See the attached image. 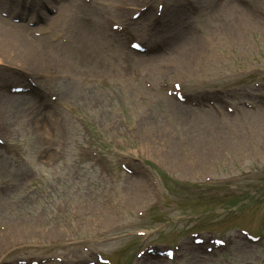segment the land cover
<instances>
[{
  "label": "rangeland",
  "instance_id": "374dc122",
  "mask_svg": "<svg viewBox=\"0 0 264 264\" xmlns=\"http://www.w3.org/2000/svg\"><path fill=\"white\" fill-rule=\"evenodd\" d=\"M101 1V6L96 9L98 14L111 11L115 1L122 2ZM199 1L209 3L211 0ZM223 1L216 6L218 20H212L213 23L208 26L204 20L200 22L204 28L203 35L197 38L185 36L171 48L172 51L170 49L156 59L112 56L109 48L103 46L99 49L97 42L90 40L86 45L90 60H79L81 53H73L78 45L76 38L60 50L48 48L50 56L43 58V67L27 63L26 59L21 60L12 52L0 55V60H3L0 62L24 67L28 72L35 69L36 73L43 71L47 74L54 70V74L50 72L42 83L46 87L44 93L57 91V100L51 107H45L32 98L30 102L21 98H0V119H4L0 120V133L9 137L11 142L23 145L19 147L23 148L20 156L9 155L0 159V225L5 224L7 229H12L1 237L0 248L18 245L17 252L12 251L10 255L58 253L73 262L89 257L82 245L112 249L116 243L124 245L125 240L128 244L131 239L129 231L143 226L159 227L160 235L173 241L191 229L213 228L217 233L226 235L232 232L234 226L242 225L255 232L264 231V111L249 112L228 120L214 113L183 110L158 99L160 93H154L142 79L146 77L157 83L163 78L175 76L187 81V90L227 85L239 88L243 83V91L257 74H264V14H260V11H264V0H252L254 12L230 0L232 5L228 14L221 13L224 10ZM129 2L136 6L143 3L142 0ZM15 3L16 0L14 4H4L5 9L20 10L30 16L36 11L37 6L26 7ZM175 4L167 7L168 19L175 15L176 7L186 8L180 1ZM69 6L63 23L60 22V26L54 28L49 36L71 33L63 29L69 22L77 26L74 23L79 14L94 15L90 6L85 7L76 0ZM50 7L54 8L50 4L43 13H48V10L51 13ZM186 20L183 18L175 28L167 23L166 27L162 24L148 29L152 26H147L145 21L134 26L147 39H161L169 38L166 33L179 32ZM223 24L226 30L207 47L203 40L205 34L221 29ZM49 36H46L45 42ZM190 43L192 51L187 48ZM184 49L182 63L176 62L174 56L182 54ZM91 57L97 61L90 63ZM89 70L107 74L84 77L83 72ZM134 70H144V77L136 78V73L131 72ZM65 72L70 73L71 78H65ZM4 75L8 80L25 79L10 70ZM202 76H205L208 84L199 82ZM44 97H40L41 101ZM47 111L51 113L46 115ZM177 113L184 115L177 119ZM83 114H86L85 121ZM50 115V119L46 118ZM190 117L193 120L189 127L182 128V123ZM205 117L213 120L210 124L207 122L206 126L203 124ZM138 124L137 130L135 126ZM205 129L211 134L206 144L218 138L224 143L220 151L223 162H218L222 168L216 167L212 161L209 162L210 167L205 161L199 168L207 167L204 169L208 170L212 167V171L207 172H213L215 176H229L231 180L216 183L209 190H189L175 186L161 176L164 203L160 206L154 204L144 183L146 173L143 166L153 165L155 162L150 160L156 156H163L155 160L165 164L166 170L174 171L176 166L184 165L182 162L168 161V157H173L172 153H161L155 145L159 140L167 141L166 151H170L171 147L178 157L185 155L181 147H187L186 154L191 156L199 153L202 141H198L206 133L203 131ZM153 132L157 133L153 135ZM140 133L143 136L140 135L139 139L133 138V135ZM150 134L153 135L152 139H144V135ZM112 139L118 140V144H110ZM91 140L100 149L111 146L112 164L116 163L114 158L120 148L143 147V153L138 154L139 159L136 160L142 172L136 176L116 168L115 171H107L103 161L94 160L92 155L83 156L82 149ZM142 142L154 146H144ZM130 162L133 163L131 156ZM191 163L193 166L196 162ZM199 168L197 173L181 170L179 175L186 173L188 176L184 177L196 178L205 184ZM246 170L252 172L247 175ZM122 195L127 199L119 201L116 210L111 208L110 201ZM149 202V217H137L136 210L147 207ZM72 211L78 213L79 218H74ZM168 222L172 225L165 229ZM114 235H118L117 238L111 237ZM161 236L157 240L163 241ZM50 239L53 241L48 244ZM79 239H83L84 243L71 244L72 240ZM236 243L224 256L204 260L194 251H189L177 264H219L221 260L224 264H264V246L249 244L241 239ZM135 245L134 242L132 249ZM128 256V253H124L120 257L125 259ZM139 264L166 263L142 261Z\"/></svg>",
  "mask_w": 264,
  "mask_h": 264
},
{
  "label": "bare ground",
  "instance_id": "6f19581e",
  "mask_svg": "<svg viewBox=\"0 0 264 264\" xmlns=\"http://www.w3.org/2000/svg\"><path fill=\"white\" fill-rule=\"evenodd\" d=\"M2 1L4 3H13V4L15 2V0H2ZM18 1L20 2V0H18ZM53 1H58V0H53ZM61 3L62 4L60 6V9L64 13L65 8H66L65 7L66 2L62 1ZM231 5H232V2L230 0H224L222 3L224 10L221 13L228 14L230 9H231ZM30 6L31 5H29V7ZM232 9H233V7H232ZM216 10L217 9L212 10L210 13H207V15L205 17V22H204L205 25L207 24L206 26H208L211 23L218 20V18L216 17V14H215ZM56 15H58V16H56ZM56 15H48V19H52L53 22L55 21V19L57 21L62 19V15L61 16H60V14H56ZM219 15H221V14H219ZM179 19H180V16L176 17V19L172 20V22H178ZM212 20H214V21L212 22ZM57 24H58V22H56L54 25L57 26ZM81 24H82L83 29L77 35L78 45L74 49L73 53L74 54L81 53V55L78 59L79 60H85L88 62L90 60V56H88V53L86 51L87 41L92 40L93 35L96 32L88 24H85V23H81ZM28 31H29V27L26 24H24V23H13L10 20L0 16V55L4 56L5 53H11L12 52L11 54H15L16 57H18L19 59H21V60L26 59L27 63H32L34 66L43 67L41 62H42V60H44L43 58L50 56V53H49L48 49L46 48V46L39 42V38H37L33 35L27 34ZM104 43L105 42L101 43L100 46L103 47ZM191 46H192L191 44L188 46V51H192L193 46H192V48H190ZM114 52H115V56H116L117 54L122 53V50L120 49L119 46H116V48L114 49ZM182 54H183V56H185V52ZM156 57L157 56H150V57H147L145 59L151 60V59H155ZM91 58H92V60L90 63H94L97 61L93 57H91ZM141 58H143V57H141ZM0 61H3V60H0ZM176 62L182 63V57L179 56L176 59ZM1 113L2 112L0 109V118H1ZM50 117H51V115L46 116V118H48V119H50ZM0 120H4V119H0Z\"/></svg>",
  "mask_w": 264,
  "mask_h": 264
}]
</instances>
